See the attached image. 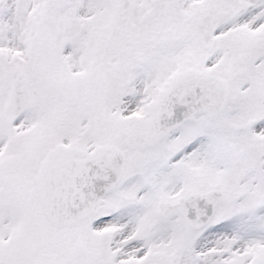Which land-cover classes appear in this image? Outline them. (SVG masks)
Masks as SVG:
<instances>
[{"label": "snow or ice", "instance_id": "snow-or-ice-1", "mask_svg": "<svg viewBox=\"0 0 264 264\" xmlns=\"http://www.w3.org/2000/svg\"><path fill=\"white\" fill-rule=\"evenodd\" d=\"M0 264H264V0H0Z\"/></svg>", "mask_w": 264, "mask_h": 264}]
</instances>
